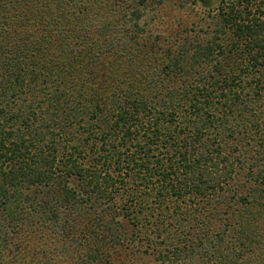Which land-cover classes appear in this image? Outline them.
Listing matches in <instances>:
<instances>
[{
	"label": "trees",
	"instance_id": "trees-1",
	"mask_svg": "<svg viewBox=\"0 0 264 264\" xmlns=\"http://www.w3.org/2000/svg\"><path fill=\"white\" fill-rule=\"evenodd\" d=\"M168 3L196 21L152 36ZM43 233L72 264H264V0H0V264Z\"/></svg>",
	"mask_w": 264,
	"mask_h": 264
},
{
	"label": "rangeland",
	"instance_id": "rangeland-1",
	"mask_svg": "<svg viewBox=\"0 0 264 264\" xmlns=\"http://www.w3.org/2000/svg\"><path fill=\"white\" fill-rule=\"evenodd\" d=\"M212 3H216V1ZM195 13L190 12L189 10L182 11L177 7V5L173 3H168L163 6L149 5L145 9L144 18H143V22L145 24V30L152 36H154L155 34H159L161 37L169 36L172 33V31L176 29H181L175 27L178 24L179 20L186 21L188 23L190 21H196ZM16 23H17L16 20H10L8 24L10 26L7 29L11 30V33L13 32L12 33L13 35L17 34L18 36L21 35L25 37V31H27L28 29L25 30ZM3 28L5 30V26ZM104 60L106 61L105 58ZM254 215H259L258 209L254 212ZM121 222H123L125 228H128L129 224L127 223V221L122 219ZM53 237L54 236L48 233L38 234L37 236H34L33 238H35V240L33 242L26 243V247L28 248L23 247V249L25 248L24 254H28L29 256L32 253V255H34L35 257H39V259L41 260V264L44 262L45 264L46 263L72 264L73 260H69L72 257V255L70 254L71 251L61 255L60 254L52 255V252L50 253L47 252L49 247L55 248L60 246L58 244V240L56 239L55 241ZM49 258H52L53 260L51 261V259ZM148 261L151 262L152 259L150 258L148 259ZM141 262H145V261L142 260ZM198 262L199 261H197L196 264H198Z\"/></svg>",
	"mask_w": 264,
	"mask_h": 264
}]
</instances>
